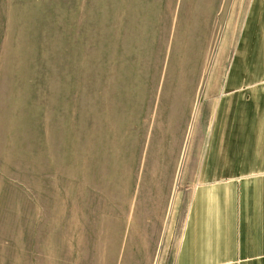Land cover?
Instances as JSON below:
<instances>
[{
  "label": "rangeland",
  "instance_id": "374dc122",
  "mask_svg": "<svg viewBox=\"0 0 264 264\" xmlns=\"http://www.w3.org/2000/svg\"><path fill=\"white\" fill-rule=\"evenodd\" d=\"M250 0H0V264H175Z\"/></svg>",
  "mask_w": 264,
  "mask_h": 264
},
{
  "label": "crops",
  "instance_id": "0c3cea01",
  "mask_svg": "<svg viewBox=\"0 0 264 264\" xmlns=\"http://www.w3.org/2000/svg\"><path fill=\"white\" fill-rule=\"evenodd\" d=\"M175 264H264V0H250Z\"/></svg>",
  "mask_w": 264,
  "mask_h": 264
}]
</instances>
